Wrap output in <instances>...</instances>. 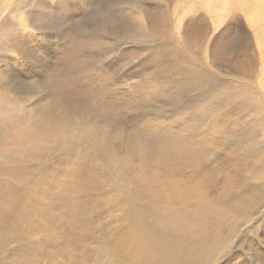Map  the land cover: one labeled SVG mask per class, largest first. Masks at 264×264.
I'll list each match as a JSON object with an SVG mask.
<instances>
[{"label":"rangeland","instance_id":"1","mask_svg":"<svg viewBox=\"0 0 264 264\" xmlns=\"http://www.w3.org/2000/svg\"><path fill=\"white\" fill-rule=\"evenodd\" d=\"M249 1L0 0V264H132L139 235L197 241L213 218L215 264H264V0Z\"/></svg>","mask_w":264,"mask_h":264},{"label":"bare ground","instance_id":"2","mask_svg":"<svg viewBox=\"0 0 264 264\" xmlns=\"http://www.w3.org/2000/svg\"><path fill=\"white\" fill-rule=\"evenodd\" d=\"M208 1H209V3L206 4L203 7L205 10H207V9L213 10V9H215V7H220L223 10H229V9H231V10H234V11H237L238 10V11L243 12V13H248L251 10V7H252L251 1H249V0H230V1L229 0H208ZM113 6H115V5H113ZM7 7L13 8L14 6L13 5H10V2L8 1V6ZM196 11H198V10H196ZM220 11H222V10H220ZM220 18H222V16H220ZM129 36L130 35L126 33L125 36L123 35V38L124 39H127V37H129ZM9 37H11V39H12V36H9ZM19 38H20V36H19ZM116 38H117V36H116ZM89 39H91V38H89ZM117 39H119V38H117ZM84 40H86V39H84ZM123 41H126V40H123ZM12 44H13V42H12ZM7 46L5 48H7ZM85 46H86V43L85 42H83L81 40H77V41H75L71 45V48H69V49L72 50V51H74L75 54H78L79 52L81 53V51L84 50ZM91 47H92V45H91ZM2 49L0 48V50H2ZM14 51H16V50H13L12 51L10 49L9 52L11 54H15ZM84 51H86V50H84ZM7 52H8V50H7ZM23 52L24 51L22 50V53ZM11 54H9V55H11ZM9 55H7V56L9 57ZM11 58H12V56H11ZM228 142H227V145L229 144ZM234 142H235V140H234ZM252 148H255V151L258 154H259V152L260 153H264V140H262V143L256 145L255 147H252ZM253 154H256V153L254 152ZM262 167L264 168V164L262 165ZM263 188H264V177H261V178H259L257 180V187H256V189H257V191H260ZM185 193L186 192L180 191V190H178V191H176V190L175 191H172L173 197H176V198H180V197L184 196ZM6 195H7V197L12 196V197L19 198L18 193H17V190H12L10 188L7 190ZM31 195L34 198V197H36L37 194L36 193H32ZM26 208H27V206H25L22 209V211L17 215V218L18 219H23L25 217L24 210H26ZM81 210H82V207L80 205L74 204L71 207V215H72V218L76 222L78 221L77 223H78V226L79 227H78L77 231H78V233L81 232V235H83V239H85L86 237H88L91 234L92 230L95 231V229L92 226V223L93 222H91V219H88V217L80 214V211ZM122 218L126 222H128L129 226H136L137 225V224L135 225L136 222L134 221V218H133V210H132V208L130 206H126L125 212H123V217ZM62 220H63V218L61 216H56L54 218L53 222L54 223H58L59 222V224H60L62 222ZM137 228H139L138 225H137ZM127 230H128V228L125 231V234L126 235L128 234V231ZM219 230H220L219 220H218V218H213L212 227L208 229V232H206L204 234V236H202L201 239H198L197 241H187L185 239H178L174 244L165 245V246L163 244L159 243L158 241L150 240L148 237H146L144 235H139L137 237V239H136V242H137V251H136L135 255L133 256L132 264H190L192 262L202 261L203 259H206L207 261L214 260V257L216 256V254H214V251H215V248L214 247L218 248V250L220 249L219 246L213 245V244H215V241L218 242ZM256 230H257V228L254 231H256ZM254 231H252V232H254ZM2 232H4V225L0 226V235L2 234ZM72 237H75V236H72ZM186 243L197 244V246L192 247V248H187L185 246ZM176 244L178 245V247H175ZM17 247L18 248L23 247V241L22 240L18 241ZM121 248H122V246L121 245H118L116 247V250L120 252L121 251ZM207 249H208V252H209V254H208L207 257H204L203 254H199V253H205L207 251ZM226 249L227 248H225L219 254V256L216 258V260H214V262H213L214 264L218 261L217 259L222 254H224V253L226 254ZM230 250H231V248L228 247L227 254L230 252ZM111 252H113L115 255L118 256V258H120L122 260V257L119 254H117L114 250L111 249ZM231 257H232V255H231ZM205 263L206 262L204 261V262H201L200 264H205ZM119 264H131V263L122 261Z\"/></svg>","mask_w":264,"mask_h":264}]
</instances>
